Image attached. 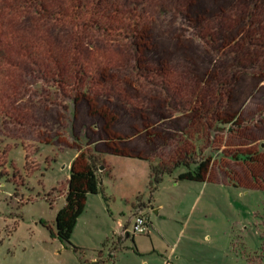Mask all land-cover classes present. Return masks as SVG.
Instances as JSON below:
<instances>
[{"label":"rangeland","instance_id":"rangeland-1","mask_svg":"<svg viewBox=\"0 0 264 264\" xmlns=\"http://www.w3.org/2000/svg\"><path fill=\"white\" fill-rule=\"evenodd\" d=\"M95 7L102 32L54 27L32 14L0 18L9 48L8 65L0 66V264H264V0H104ZM132 20L136 53L131 34L118 35ZM50 53L64 64L56 77ZM75 60L80 79L89 80L72 106L80 91ZM252 74L260 75L257 86ZM233 79L245 100L229 117L224 94ZM216 119L234 124L219 130ZM159 123H172L165 130L172 137L149 157L105 150L107 141L137 150L154 135L162 144ZM87 152L102 154V189L86 196L65 244L54 221L74 156ZM201 159H210L204 181L177 180ZM161 165L154 181L151 167ZM137 211L147 232L120 237Z\"/></svg>","mask_w":264,"mask_h":264},{"label":"trees","instance_id":"trees-1","mask_svg":"<svg viewBox=\"0 0 264 264\" xmlns=\"http://www.w3.org/2000/svg\"><path fill=\"white\" fill-rule=\"evenodd\" d=\"M60 5L52 8L49 7L47 0H0V18L4 16H9L11 19L14 18H21L25 15L32 14V16L37 19L40 22L49 24L54 27H63V26H73L80 25L83 28H88L89 26L95 28L98 31H101V26L94 20L95 16V9L96 5H100L102 1L104 0H59ZM244 19L240 20V25L244 22ZM243 21V22H242ZM133 22V23H132ZM245 23V22H244ZM75 25V26H76ZM128 26V27H127ZM126 27H122L121 30L118 31V35L124 33L131 34L132 42L130 46V50L134 51L135 53L138 51V38L134 34L132 29L136 27V23L134 20L131 21L129 25ZM128 28V29H127ZM107 34H111L113 32V29H105L103 31ZM115 32V31H114ZM1 35V34H0ZM74 38L72 39L73 43H76L79 38L77 37L79 35L78 32L73 34ZM225 35V37L220 38V44H223L226 40H230V36ZM264 36V35H262ZM212 38L209 39V41ZM248 37L243 38L244 44H247L249 46V42L246 40ZM2 38L0 36V66L2 63H5V65H8V58L7 53L9 52V48L4 46V43H2ZM215 45V44H214ZM236 47L233 48L235 50ZM250 48V46L248 47ZM240 51V50H239ZM238 52V50H236ZM71 57H74L76 54V47H74V44L72 46V49H70ZM7 56H6V55ZM51 55V67H50L52 76L56 77L59 76L60 70L64 69V64H61L60 61H58L57 58L52 57ZM237 53L236 56L233 57V59H237ZM70 67L73 70L72 76H75L74 78V86H77L79 88V96H73L70 97L74 104L77 101V97L82 98L85 97L86 91L85 88L81 89L83 86L87 87L86 82L89 80L88 78L80 79V77H84L83 72L81 71L80 64H78L75 60V63H71ZM229 69L232 67H228ZM137 69V66H136ZM248 80H252L253 83L255 82V86L258 85V81L260 79V75H247ZM239 80L233 79L230 83V89L226 91L224 94V102L225 107H228L233 102L238 103L237 105H241L245 99V90L242 88L239 91V94H237V91L234 90L237 88L239 84ZM258 88V87H257ZM87 89V88H86ZM247 98V97H246ZM243 107V106H242ZM220 123H222L224 126L227 124L224 120H219ZM167 123V122H166ZM169 124V126H168ZM168 124H161L159 123L156 129L163 130L162 134L159 136H162V144L157 143L153 141L156 138H153L154 136H149L151 138L145 139L146 143L149 144V146L154 147L155 151L159 150L161 146H163V142H165L166 139L171 138L172 136L166 134L165 130H169L172 128V123ZM155 126V127H156ZM141 134L147 135V130L145 129L141 133L134 134L133 137L141 136ZM167 138H165V137ZM128 139V141H130ZM169 140V139H168ZM123 141V140H122ZM126 140V142H128ZM112 152L120 155H126L129 156L125 151H121L119 149H114ZM152 154V153H151ZM154 154V152H153ZM151 156V155H150ZM149 157V155H148ZM143 158V157H140ZM235 162H239L238 158L236 156H233ZM210 160V159H209ZM209 160L198 162V167L193 172H186L182 173L177 177V180H187V181H204L208 174V164ZM247 161H250L249 158H246L243 163H246ZM183 162V161H182ZM180 162H176L175 164L178 165ZM100 167H103L105 169V164L102 159V154H99L98 152H87L86 154L80 153L74 160L72 161L70 167H69V175L66 180L65 184V191L63 198L65 200V204L62 207V209L57 213V216L54 221V227L56 230V236L57 238L65 244H69V240L71 237V234L73 232V229L77 223V219L80 217V215L84 212L85 209V201L87 195H97L102 187L99 185V177L102 174L100 171ZM207 167V168H206ZM163 170H165L164 166L161 165L159 167H151V178L154 181L159 180V176L162 174Z\"/></svg>","mask_w":264,"mask_h":264},{"label":"crops","instance_id":"crops-1","mask_svg":"<svg viewBox=\"0 0 264 264\" xmlns=\"http://www.w3.org/2000/svg\"><path fill=\"white\" fill-rule=\"evenodd\" d=\"M235 105H237V104H235V102H233L232 104H230L228 107H226V109L228 110V116L230 115V114H232L234 111H233V109H231V108H234V106ZM225 107V102H224V105H223V108ZM193 113V111L192 112H190V114H192ZM229 117H231V116H229ZM219 120H221V119H216V123H217V125H218V127H217V129H219V130H224L225 129V126H222L223 124L222 123H220L219 122ZM223 120V119H222ZM192 122V120H189L188 121V123L187 124H189L190 125V123ZM215 122V121H214ZM174 123H179V121H175ZM232 124H234V121L232 120V121H227V124L226 125H232ZM175 130H178V127L177 128H175ZM161 132H163V131H161ZM159 133H160V131H159ZM161 134V133H160ZM157 136V135H156ZM156 136L154 135V137L153 138H156ZM127 144H131V142H128ZM144 146L143 147H137V150H132V151H129V152H126L129 156H138V157H143V158H146V157H148V155L149 154H151L152 152H154L155 150V148L154 147H151V146H149V144H147L146 143V141L144 142ZM139 146V145H138ZM208 148H206V150H207ZM150 150H152L151 152H150ZM204 153V152H203ZM77 155H75L74 156V158L76 157ZM233 157V156H232ZM201 161H204L203 159H201L199 162H201ZM179 162V161H178ZM195 162H197L198 163V161H196L195 160ZM210 170H211V168H209ZM105 170V169H104ZM137 214H140V211H137L133 216H132V218H131V220H130V222H129V226L128 227H125L122 231H121V233H120V237H126V238H128L129 237V234H132L131 232H130V228H131V223H132V220H133V217L135 216V215H137ZM146 232H147V229H146ZM145 232V233H146Z\"/></svg>","mask_w":264,"mask_h":264},{"label":"built area","instance_id":"built-area-1","mask_svg":"<svg viewBox=\"0 0 264 264\" xmlns=\"http://www.w3.org/2000/svg\"><path fill=\"white\" fill-rule=\"evenodd\" d=\"M147 229L146 219L143 215L137 214L133 217L130 232L133 235L144 234Z\"/></svg>","mask_w":264,"mask_h":264},{"label":"flooded vegetation","instance_id":"flooded-vegetation-1","mask_svg":"<svg viewBox=\"0 0 264 264\" xmlns=\"http://www.w3.org/2000/svg\"><path fill=\"white\" fill-rule=\"evenodd\" d=\"M110 140V139H109ZM106 145H105V150H107V151H112V150H114V149H112L111 147H108V141L105 143Z\"/></svg>","mask_w":264,"mask_h":264},{"label":"water","instance_id":"water-1","mask_svg":"<svg viewBox=\"0 0 264 264\" xmlns=\"http://www.w3.org/2000/svg\"><path fill=\"white\" fill-rule=\"evenodd\" d=\"M103 170V167H100V171Z\"/></svg>","mask_w":264,"mask_h":264}]
</instances>
